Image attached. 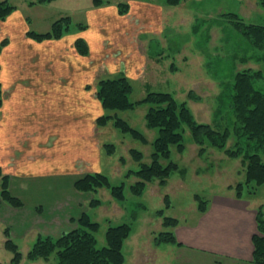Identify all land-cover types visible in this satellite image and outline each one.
Here are the masks:
<instances>
[{"label":"crops","instance_id":"0c3cea01","mask_svg":"<svg viewBox=\"0 0 264 264\" xmlns=\"http://www.w3.org/2000/svg\"><path fill=\"white\" fill-rule=\"evenodd\" d=\"M123 1L130 5L126 14H119L111 1L100 7L91 3L83 8L82 17L84 22L91 19L93 25L85 23L79 31L69 29L59 38L36 41L27 37L18 9L1 21L2 28H7L3 35L8 43L3 56L7 67L14 70L6 80L0 79V171L9 175L8 189L22 206L13 208L0 202V218L9 223L6 230L13 240L27 239L30 228L39 221L43 234L58 237L73 229L87 212L92 194L75 190L77 164L85 165L88 172L98 170L103 148L96 119L113 113L102 108L97 85L103 78L118 76L131 83L149 61L159 62L160 49L154 47L160 45L155 41L163 34L161 4ZM52 2L36 6L47 8ZM134 8L144 10L140 27L129 20ZM114 38L116 42L111 40ZM77 39L85 43L86 54L77 51ZM106 39L111 45L105 44ZM222 198L221 202L208 201L206 211L198 212L192 224L179 223L173 228L181 246L168 245L173 256L157 250L162 264H172L175 255L189 251L199 254L202 264H252V237L259 234L256 211L264 203L250 204L230 194Z\"/></svg>","mask_w":264,"mask_h":264},{"label":"rangeland","instance_id":"374dc122","mask_svg":"<svg viewBox=\"0 0 264 264\" xmlns=\"http://www.w3.org/2000/svg\"><path fill=\"white\" fill-rule=\"evenodd\" d=\"M29 1L31 0H8L20 11L26 31H48V26L55 19L65 16L71 18L69 29L72 31H79L80 25L85 26V23L89 26L93 25L91 19L88 18L87 22H84L82 17L83 8L90 6L91 0H55L47 8L36 6L45 3L29 6ZM110 1L111 4L116 5L124 2ZM136 1L161 4L162 12L159 17H161L160 21L162 20L160 25L163 27V34L155 41L160 45L157 47L155 44L154 47V50L160 49L159 56L157 55L159 62L149 61L144 70L133 75L130 100L132 102L141 100L147 92L146 88L153 92H167L172 94L178 103L186 104L196 122L208 124L220 131L224 128L230 130L225 148L218 149L207 144L202 156L198 155L201 148L193 143L189 131L185 130V151L179 153L172 147L170 158L184 168L185 173L183 175L178 172L173 173L164 187H160L157 181L150 183L142 196L135 197L129 187L136 179L132 176L126 177L125 174L128 170H136L138 165L128 153L134 148L144 154V161H148L152 151L151 145L142 144L129 135L120 133L110 122L103 127L98 125L97 136L103 148V155L102 160L97 164L98 170L94 172L106 175L114 186L123 184L125 200L122 202L114 200L109 191L103 188L98 190L96 195L102 202L101 206L89 208L87 204V213L93 221L99 223V230L96 233L97 247L106 245L105 232L108 227L131 223L133 232L124 243L123 264H162L159 255L161 252L157 250H166L168 256H173L174 250H169L171 247L168 245L155 244L156 233L165 230L156 211L164 209L165 216L176 218L180 224H192L198 216L194 195L197 194L210 203L214 200L221 202L224 201L222 197L225 194L233 196V188L244 179L242 159L227 155L228 149H234L237 144L245 146L248 142L247 137L240 130L241 125L236 121L235 108L231 100L234 94L232 90L236 75L248 71L251 74H259L253 77V83L254 87L264 94V43L255 45L252 39V41L248 39L229 21L227 14H236L238 20L246 25H258L264 22V7L260 4V0H180L175 6L169 5L167 0ZM43 8L50 13L44 14ZM134 9L129 20L139 23L137 27H140L142 26L140 13L143 14L144 10ZM13 12L14 10L9 16ZM17 26H21L20 23ZM148 29L151 30L149 27ZM1 30L0 79L4 81L12 76L14 68L7 67L6 57L3 56L8 52L4 50L8 43H2L6 38L3 33L7 28H2L0 21V32ZM137 31L134 33L137 34ZM111 40L116 42L115 38ZM105 44L111 45L110 40L106 39ZM120 49L121 47H118V50ZM2 96L0 92V99ZM146 111L147 106L140 105L133 110L116 113L130 126L141 131L151 142L156 137V130L146 127ZM105 144L114 145L115 150L112 154L106 153ZM120 158L126 161L124 166ZM77 166L79 178L89 173L85 165L78 163ZM3 175L9 180L7 173H1L0 177ZM249 189L248 187L244 189L243 198L250 204H263L264 185L255 188L254 194H248ZM165 195H168L170 200L169 208L164 207ZM92 197L94 198V194ZM0 202L12 207L3 201ZM41 222H36L30 228L32 231L27 239L16 237L13 240L9 234H4L9 223L0 218V240L3 239V235L6 236L0 242V264H12L13 254L4 247L7 237L17 245L21 253L22 259L19 264L57 263L55 254H52L48 261L44 259L34 261L27 258V253L36 238L48 236L38 229ZM172 264H202V260L199 254L189 251L175 255Z\"/></svg>","mask_w":264,"mask_h":264},{"label":"trees","instance_id":"16d2710c","mask_svg":"<svg viewBox=\"0 0 264 264\" xmlns=\"http://www.w3.org/2000/svg\"><path fill=\"white\" fill-rule=\"evenodd\" d=\"M52 1L55 0H31L28 5L33 6ZM109 2L110 0H91L93 7H100ZM179 2L180 0H167L169 5L174 6ZM259 2L264 7V0ZM15 9V6L11 5L8 0L0 1V21H3ZM117 9L119 14H126L129 5L127 2H120L117 4ZM227 18L248 39H252L255 45L264 43V22L258 25H246L238 20L236 14H227ZM70 26V17H60L51 24L48 32L39 34L27 31L26 35L36 41L59 38L69 30ZM84 27L80 25V29ZM2 43H6V39ZM75 47L82 55L88 52L81 39L75 41ZM255 75L259 74H251L248 71L237 74L232 90L234 94L231 100L235 108L236 121L241 125L240 130L248 139L245 146L237 144L234 149L227 150V155L230 157H240L244 167V179L233 188V196L236 199L243 197L246 187L250 188L247 191L248 194H254L255 188L264 185V94L254 87L253 77ZM132 91L130 81L124 76L100 80L96 96L104 111L113 113L102 114L96 119V123L104 126L110 122L120 133L127 134L142 144L151 145L152 151L148 161H144V154L141 151L134 148L129 150V156L138 165L136 170H128L125 174L126 177L132 176L136 179L129 187L133 196H142L146 186L150 183L157 181L160 187H164L173 173L178 172L181 175L185 173L184 168L170 159L172 147L179 153L185 151V130L189 131L193 143L201 148L198 154L200 156L204 154L207 144L218 149L225 148L230 131L228 128L220 131L208 124L196 122L186 104L178 103L170 93L148 90L141 100L132 102L130 100ZM140 105L147 106L146 127L156 130V137L151 142L141 131L130 126L116 114L117 111L133 110ZM104 149L107 154H112L115 147L112 144H105ZM120 159L124 163L123 158ZM0 182V201L14 208L20 207L22 202L11 195L8 190V177L1 176ZM74 188L80 193L94 194V198L92 197L88 202L89 208L101 206L102 202L96 195L97 191L103 188L109 191L114 200L118 202L125 200L124 185H112L109 178L99 172H89L77 179ZM194 199L197 202L198 212L204 213L208 201L197 194L194 195ZM164 202V207L169 208L168 195L164 196ZM156 215L161 218L162 227L165 230L156 233L155 244L181 246L172 231L179 221L176 218L165 216L164 209L157 210ZM256 222L259 234L252 237L254 246L252 264H264V205L256 211ZM98 230L99 223L93 221L90 215L84 212L76 220V228L73 230L58 237L38 236L29 249L27 258L34 261L37 259L48 261L50 256L55 254L56 264H123V246L133 232L132 224L122 223L108 227L105 232L106 245L101 248L97 247L96 233ZM4 247L13 254L12 264H19L22 259L21 253L9 237L6 238Z\"/></svg>","mask_w":264,"mask_h":264}]
</instances>
